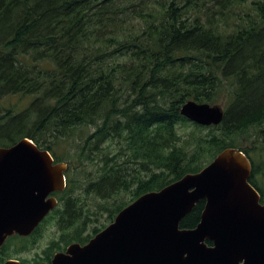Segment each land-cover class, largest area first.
I'll list each match as a JSON object with an SVG mask.
<instances>
[{"label": "trees", "instance_id": "trees-1", "mask_svg": "<svg viewBox=\"0 0 264 264\" xmlns=\"http://www.w3.org/2000/svg\"><path fill=\"white\" fill-rule=\"evenodd\" d=\"M0 95L30 97L22 110L0 104V146L16 142L5 131L15 122L17 134L82 174L67 177L59 205L32 235L5 242L0 264L11 244L14 253L29 249L64 213L65 243L103 229L84 235L93 213L82 211L76 190L113 199L99 205L111 222L138 196L198 172L226 147L249 157V182L264 201L250 158L264 149V0H0ZM189 99L222 105L221 123L181 115ZM82 128L71 159L54 151L53 141ZM120 193L129 200L115 199ZM203 206L180 227H194ZM53 251H44L47 259Z\"/></svg>", "mask_w": 264, "mask_h": 264}, {"label": "water", "instance_id": "water-1", "mask_svg": "<svg viewBox=\"0 0 264 264\" xmlns=\"http://www.w3.org/2000/svg\"><path fill=\"white\" fill-rule=\"evenodd\" d=\"M180 114L215 126L224 111L189 99ZM67 169L27 136L0 146V247L14 234H32L57 206L51 194L64 190ZM251 169L241 149L226 147L198 172L138 196L86 243H71L39 264H264V202L249 182ZM201 200L197 224L180 227Z\"/></svg>", "mask_w": 264, "mask_h": 264}, {"label": "rangeland", "instance_id": "rangeland-1", "mask_svg": "<svg viewBox=\"0 0 264 264\" xmlns=\"http://www.w3.org/2000/svg\"><path fill=\"white\" fill-rule=\"evenodd\" d=\"M30 101V97H20L19 95H0V104L7 105L10 104H16V107L18 110H22L27 106V104ZM220 107L223 109V106L220 105ZM16 128V123L12 122L9 124V126H6L5 131L8 132L9 136L11 138H14L16 141L20 138V134H17V131L14 130ZM88 131H91L92 129L87 127ZM184 128H181L180 131H183ZM191 129V127H187L186 131ZM81 130L82 133L84 132V128L73 130L70 133L69 138H63L60 141L56 142L53 141L51 144L53 145L54 151L57 154H64V156H67L69 159H71L72 155L75 154V151L77 150V143L80 141L81 136ZM208 129L202 130V133H206ZM53 139V138H49ZM250 158L253 160L254 164L257 165V173L255 175V179L260 187L264 189V149H258L257 151H250ZM86 170V172H89L90 170H94L93 166L89 163H86V166L83 168ZM79 175L82 176V174L78 171ZM80 190L76 191L77 194H80L81 199H84V211L87 210V213H93L91 216L92 220L87 224V229L84 234H87L90 232L91 229H94L96 227L100 228L102 225H107L110 223L108 212L99 210V205L103 204H111L114 200H101L94 196L93 194H87L85 195L83 192L79 193ZM130 193H120L119 196H116L115 199L124 202L128 201L130 198ZM58 231L56 229V226L52 224H45L41 227V231L37 237H31L29 241H33L32 245H30L29 249L19 251L17 253L13 252V245L11 244L9 246L10 248V257L8 258H18L27 260L28 262H33L35 258L44 257V251L48 248V245L50 244V241L55 239L58 236ZM30 243V242H29ZM6 259V258H5Z\"/></svg>", "mask_w": 264, "mask_h": 264}, {"label": "flooded vegetation", "instance_id": "flooded-vegetation-1", "mask_svg": "<svg viewBox=\"0 0 264 264\" xmlns=\"http://www.w3.org/2000/svg\"><path fill=\"white\" fill-rule=\"evenodd\" d=\"M52 154V153H51ZM53 156V155H52ZM54 158V157H53ZM55 161V160H54ZM71 170H69V168L64 172V178H65V180H66V185H67V177L69 176V175H74V176H79V173H78V170H79V166L77 165V167H74V166H71ZM74 170H77L76 172H74ZM71 171H73V172H71ZM88 173H90V172H88ZM91 174V173H90ZM251 174H252V172H251ZM80 177V176H79ZM66 187V186H65ZM257 190V189H256ZM76 191H78V190H76ZM76 191H75V199L77 200V203L79 204V206H83V212H85L84 211V204H85V201H84V199H81V197H80V194H77L76 193ZM258 191V190H257ZM61 191H55V192H52V194L51 195H53V196H55L56 197V199H57V202H58V204H57V206L59 205V203H60V200H59V196H58V193H60ZM82 192V190H80V192L79 193H81ZM259 192V191H258ZM84 193V192H83ZM85 194V193H84ZM85 195H87V194H85ZM259 195H260V198H261V194H260V192H259ZM261 201V200H260ZM262 203L264 202V201H261ZM205 203V202H204ZM203 208H204V206H203ZM202 208V209H203ZM52 211H50L49 213H48V215L51 213ZM85 213H87V212H85ZM48 215L45 217V218H47L48 217ZM64 216H66V217H64ZM67 216H68V213H64V214H62V215H60V217L59 218H56V219H54L55 221L54 222H52L51 224L52 225H54V226H56V229H57V231H58V236L55 238V239H53V240H51L50 241V244L48 245V247H50V246H52V245H54V251L52 252V254L49 256V259H47V256L44 254V257H40V258H35L34 260H33V262H28L27 260H23V259H18V258H14V259H17V260H19L21 263H27V264H39L40 262H50V260H51V258H52V256H53V254L55 253V252H60V251H65V249H66V247L69 245V244H71V243H80V244H84V243H86V242H83V243H81V242H79V241H76V240H72V241H69L68 243H65V242H63V240H62V226L64 225V224H66L67 223ZM82 216H83V218H84V214H82ZM44 218V219H45ZM83 218H81L77 223H84V221H83ZM44 219L42 220V222L39 224V225H41L42 223H43V221H44ZM89 222H91V219H89V221H88V223ZM86 223V222H85ZM88 223H86V226H87V224ZM37 229V228H36ZM86 229H87V227H85V229H84V233H85V231H86ZM35 231V230H34ZM34 231L32 232V234L34 233ZM70 231H72V229H70ZM32 234H30V235H32ZM88 234V233H87ZM30 235H28V236H19V235H17V234H14V235H12V236H10V237H8L7 239H6V241L9 239V238H13V237H29ZM84 235H86V234H84ZM5 241V242H6ZM5 242H4V244H5ZM3 244V245H4ZM208 244H210V243H208ZM2 245V246H3ZM1 246V247H2ZM1 247H0V249H1ZM7 259H9V258H6V259H4L3 260V262L5 261V260H7ZM2 262V263H3ZM1 263V264H2Z\"/></svg>", "mask_w": 264, "mask_h": 264}]
</instances>
